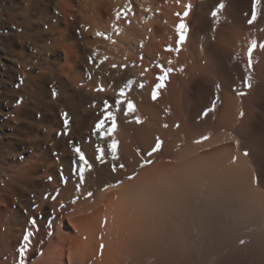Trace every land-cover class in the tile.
I'll return each mask as SVG.
<instances>
[{"label": "bare ground", "instance_id": "bare-ground-1", "mask_svg": "<svg viewBox=\"0 0 264 264\" xmlns=\"http://www.w3.org/2000/svg\"><path fill=\"white\" fill-rule=\"evenodd\" d=\"M20 2L22 4H17L16 13L21 17L18 26H24L28 21L38 25L36 34L40 43L36 42L34 47L48 64L39 66L38 70L48 72L53 78L51 80H55L57 95L67 102L66 105L79 102L85 116L100 111L107 121L103 128L106 142L108 141L109 144L112 142L106 133L111 121L117 124L116 132L132 131L137 140L139 138L148 145L152 133L171 135L173 152L179 149V146L183 148L192 139L201 140L208 134L227 130L236 136L238 150L240 149L243 155L240 157L243 158L241 162L256 170L260 180L255 190L256 194L254 192L253 194L241 171L233 167L232 161L230 159L222 161L223 167L229 169L226 182L223 181V184L226 183L231 195L234 194L230 202L235 205L236 212L237 207L247 208L250 205L264 210V189H262L264 185V48L260 47L264 44V0H52V2L21 0ZM221 4L223 8L220 7ZM187 5H191V9L189 14L184 16ZM214 12L217 13L216 16H213ZM117 13H120L119 19L116 18ZM181 22L187 26L184 30L186 39L183 43L179 42L177 32V26ZM97 30L105 32L109 39L96 36ZM14 33L11 36H16V42L21 48L31 36L26 34L27 32ZM32 40L34 39L31 38ZM253 44L256 47L249 56L248 50ZM177 48L179 51L176 50ZM2 59L8 60L5 54L2 55ZM23 63L24 66H21L24 69L27 64ZM0 66L6 68L5 62L0 61ZM29 66L31 68V64ZM22 72L32 82L38 77L32 75L31 71ZM161 76L164 77L163 80L159 79ZM128 81L133 83L129 85ZM140 84L144 87L141 88ZM160 84L163 86L157 87ZM155 87L156 90L153 91ZM100 88L103 90H98ZM122 89L125 92L123 97L119 95ZM154 93L155 99H153ZM128 101L132 102L133 111H129ZM0 105L2 107L0 119L3 118L0 125V264H81L91 258L99 262L108 249L99 243L83 242L82 245H78L72 240L71 242L75 244L74 249L68 251L66 242L70 233L63 225L61 226L64 220L58 219L60 212L57 213L55 210L56 202L51 203L50 206L52 211L55 210L52 212L54 225L44 229L36 228L30 242L19 240L22 231L16 229L15 225L22 223L21 210H25L26 206L22 191L27 183L32 187L36 185V179L40 178L34 175L38 167L34 165V159L38 156L32 154L34 158L31 157L28 161L11 159L13 155L8 142L11 136L8 135L7 128L18 124L16 122L19 116L13 118L9 114L13 111L9 110L8 103L0 101ZM109 112L112 114L111 119L108 117ZM142 119L152 121L150 128L154 132L150 131V135L143 130L144 128H140L141 125L137 128L133 124L134 120ZM178 130L183 131L184 136L180 141L173 139L176 131L178 134ZM163 145L166 146L165 143ZM186 147L188 149L190 146L186 145ZM216 147L215 149L218 150ZM179 150L177 151H182ZM199 150L203 149L199 148ZM25 152L28 154L27 151ZM245 152L248 154L245 155ZM205 153H199L200 157L205 156ZM38 194V196L43 195L41 191ZM102 198L103 195H100L99 199ZM219 198L223 201L224 197ZM39 200L38 208L46 202ZM90 207L83 206L79 210L84 216ZM214 211L216 210L213 209L212 212ZM229 217H227L229 221L227 219L224 221L225 218L222 217L216 218L218 223L219 221L223 223L220 228L235 233L231 234L235 237L237 233L247 231L245 228H235V222ZM65 219L70 224L74 222L75 216L68 215ZM230 227L232 228L228 229ZM210 246L212 245L207 244V247ZM202 264H255V260L241 247L229 249L227 246H221Z\"/></svg>", "mask_w": 264, "mask_h": 264}, {"label": "rangeland", "instance_id": "rangeland-1", "mask_svg": "<svg viewBox=\"0 0 264 264\" xmlns=\"http://www.w3.org/2000/svg\"><path fill=\"white\" fill-rule=\"evenodd\" d=\"M20 1L0 0V61L6 64V68L0 66V101L8 103L9 110L13 111H9V114L13 118L19 116L15 117L18 124L7 128L11 136L8 139L13 155L11 159L28 161L37 155L39 158L34 159V165L38 167L34 175L40 177L41 181L36 179V185L32 187L27 183L22 191L26 206L25 210H21V218L24 219L22 225H15L16 229L22 231L19 240L30 242L36 228L53 226L52 212L56 210L60 212L58 219L64 220L61 226L70 233L66 242L69 252L75 246L72 240L78 245L90 242L108 248L99 262L91 258L81 264H202L221 246L229 249L241 247L254 257L255 264H264V210L250 205L247 208L237 207L236 212L235 205L230 202L234 194L231 195L226 183L223 184L229 170L223 167L225 159H230L233 167L241 171L251 193L256 194L260 182L256 170L241 162L243 155L238 150L236 136L221 130L208 134L206 139H192L183 148L179 146L180 150H175L181 152L175 153L171 150V135L155 132L153 136L151 132L154 131L150 128L152 121L142 119L139 122L134 120L133 124L137 128L141 125L140 128L151 134L152 145L144 144L139 138L137 140L132 131L116 132L117 124L113 121L106 131L108 139L112 141L109 144L103 135L107 121L100 111L101 115L96 112L85 116L79 102L66 105L67 102L57 95L55 80H51L48 72L38 70L48 65L34 47L36 42L40 43L36 34L38 25L28 21L25 27L18 26L21 17L16 13L17 4H22ZM15 31L31 35L22 48L18 46L16 36H11ZM31 38L34 40L31 41ZM3 54L8 60L2 59ZM23 62L27 64L24 69ZM29 64L34 68L31 69ZM23 70L38 76L35 82L30 81ZM65 113L67 125L64 123ZM113 123L115 128L112 127ZM176 132L173 139L180 141L184 137L183 131ZM158 141L159 150L153 151ZM163 142L165 145L170 142L167 144L169 146L164 147ZM186 145L190 147L186 149ZM77 147L81 149L86 162L75 151ZM197 150L200 154L207 150L206 155L200 157ZM40 191L43 195L38 196ZM100 195H103L102 200L99 199ZM219 197H224L223 201ZM39 199L46 201L40 208ZM55 202L57 205L52 211L50 206ZM217 203L223 204L222 207ZM79 206L91 207L83 216ZM246 210L251 212H243ZM68 215L75 216L73 223L69 224L65 219ZM225 215L232 217L229 218L235 222L236 226L232 223L235 228H245L247 231L237 233L236 237L231 236L235 233L220 228L223 223L216 221V218ZM20 230L17 232L18 238ZM207 244L212 246L207 247Z\"/></svg>", "mask_w": 264, "mask_h": 264}, {"label": "snow or ice", "instance_id": "snow-or-ice-1", "mask_svg": "<svg viewBox=\"0 0 264 264\" xmlns=\"http://www.w3.org/2000/svg\"><path fill=\"white\" fill-rule=\"evenodd\" d=\"M220 7L221 8H223V5L221 4L220 5ZM190 9H191V5H187L186 6V11L183 13V15L184 16H187L188 14H189V11H190ZM177 15H179V14H177ZM217 15V13H213V16H216ZM116 18L117 19H119L120 18V13H117V16H116ZM187 26L183 23V22H181L178 26H177V32H178V34H179V42L180 43H183L184 41H185V39H186V33H185V28H186ZM85 30H87V29H85ZM95 35L96 36H103L105 39H109V37L107 36V34L105 33V32H103V31H99V30H97L96 32H95ZM143 45H141V47H142ZM256 47V45L255 44H253L252 45V47L251 48H249V56H251V52H252V50L254 49ZM260 47H262V48H264V44H262V45H260ZM169 50H171V49H169ZM177 51H179V48H177L176 49ZM113 67H115V65H113ZM181 71H183V69H180ZM170 71V70H169ZM159 79L160 80H163L164 79V77L163 76H161V77H159ZM133 82L132 81H128V84L129 85H131ZM163 85L162 84H160V85H157V87H162ZM140 87L142 88V87H144V85L143 84H140ZM98 90H103L102 88H100V89H98ZM119 95L121 96V97H123V96H125V92L123 91V89L120 91V93H119ZM156 97H155V93L153 94V99H155ZM123 102V101H122ZM127 104H128V109H129V111H133L134 110V108H133V104H132V102L131 101H128L127 102ZM65 115V120H64V123H65V125H67L68 124V120H67V114L65 113L64 114ZM241 115H243V113H241ZM108 117L111 119L112 118V114L109 112V114H108ZM137 122H139V120L137 121ZM99 126V125H98ZM112 127L113 128H115V124L113 123V125H112ZM205 139H206V137H205ZM159 141L157 142V144H156V148H154L153 149V151H156L158 148H159ZM113 147H115V144L113 145ZM75 151L77 152V154L79 155V157H80V159L81 160H85V156H84V154L82 153V151H81V149L80 148H76L75 149ZM151 154V153H150ZM248 153L247 152H245V155H247ZM85 162H86V160H85ZM89 195H91V193H89Z\"/></svg>", "mask_w": 264, "mask_h": 264}]
</instances>
